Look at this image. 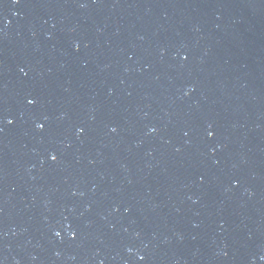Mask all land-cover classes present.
<instances>
[{"label":"water","instance_id":"obj_1","mask_svg":"<svg viewBox=\"0 0 264 264\" xmlns=\"http://www.w3.org/2000/svg\"><path fill=\"white\" fill-rule=\"evenodd\" d=\"M0 264H264V0H0Z\"/></svg>","mask_w":264,"mask_h":264},{"label":"snow or ice","instance_id":"obj_2","mask_svg":"<svg viewBox=\"0 0 264 264\" xmlns=\"http://www.w3.org/2000/svg\"><path fill=\"white\" fill-rule=\"evenodd\" d=\"M53 159H55V157H53Z\"/></svg>","mask_w":264,"mask_h":264}]
</instances>
